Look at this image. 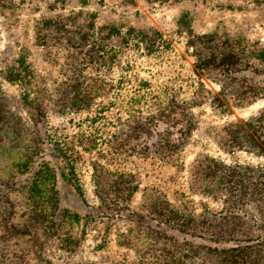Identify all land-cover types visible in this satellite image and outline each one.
Instances as JSON below:
<instances>
[{"label":"rangeland","instance_id":"1","mask_svg":"<svg viewBox=\"0 0 264 264\" xmlns=\"http://www.w3.org/2000/svg\"><path fill=\"white\" fill-rule=\"evenodd\" d=\"M229 49L264 50V0H0V264H151L132 212L220 209L196 159L264 166L218 143L264 107L220 96L264 80L222 76Z\"/></svg>","mask_w":264,"mask_h":264},{"label":"trees","instance_id":"2","mask_svg":"<svg viewBox=\"0 0 264 264\" xmlns=\"http://www.w3.org/2000/svg\"><path fill=\"white\" fill-rule=\"evenodd\" d=\"M244 53L231 49L221 53L220 74L237 81L246 78L238 77L242 72L261 74L251 60L256 59L260 63L264 50L251 49L245 53L246 60L241 61ZM231 90L221 84L219 94L226 101L232 98L235 103L251 102L264 97V80L262 85L250 84L248 91L234 94ZM218 101L221 103L222 98ZM218 143L229 152L241 150L264 158V107L247 119L224 125L218 132ZM40 167L42 171L35 179L39 175L54 178L48 165ZM191 174L193 189L218 202L221 208L210 210L206 207L195 215L185 214L161 202L132 212L141 221L150 218L156 223L154 227L146 225L145 233L146 237L161 242L150 257L151 264H264V166L228 164L205 155L196 159ZM172 232L182 235V239ZM189 238L200 239L204 244L194 243Z\"/></svg>","mask_w":264,"mask_h":264}]
</instances>
